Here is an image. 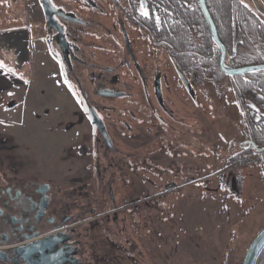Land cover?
Segmentation results:
<instances>
[{
	"label": "flooded vegetation",
	"instance_id": "af4514ba",
	"mask_svg": "<svg viewBox=\"0 0 264 264\" xmlns=\"http://www.w3.org/2000/svg\"><path fill=\"white\" fill-rule=\"evenodd\" d=\"M205 4L225 62L264 63L251 61L264 59V0ZM6 9L12 17H4ZM16 29H28L31 45L40 46L75 106L68 112L78 118L62 158L73 167L65 180L44 176L17 141L0 133V251L9 259L22 245L54 237L70 243L79 264H97L100 237L118 234L130 255L127 225L135 217L119 225L121 212L219 177V199L211 185L201 198L177 201L206 206L203 227L210 235L204 238L211 241L241 201L244 170L253 169L264 186V75L220 70V50L200 0H0V32ZM226 30L230 41L221 36ZM176 47L180 51L171 52ZM159 53L170 59L176 92L154 58ZM215 62L224 74V94L207 68ZM137 178L149 192L127 201ZM263 227L249 239H235L218 264H241ZM188 253L184 264H209ZM255 264H264V248Z\"/></svg>",
	"mask_w": 264,
	"mask_h": 264
},
{
	"label": "rangeland",
	"instance_id": "374dc122",
	"mask_svg": "<svg viewBox=\"0 0 264 264\" xmlns=\"http://www.w3.org/2000/svg\"><path fill=\"white\" fill-rule=\"evenodd\" d=\"M10 8H13L12 4ZM17 10V7L13 9L15 17ZM4 13V17H12L7 9ZM34 14L32 12L31 16ZM16 22L10 20L9 24ZM26 50L27 53L24 54L20 49L16 52V48L11 45L0 46V62L12 70L11 73L17 80V87L12 91L14 95L6 96L3 107L5 113H1L0 109V120H4L0 133L17 141L23 154L36 161L37 168L44 176L65 180L73 173V167L71 162L64 163L62 158L67 144L76 136L75 121L78 115L68 112L69 107L73 109L75 106L66 95V88L63 89L62 83H58L50 62L40 53V46L31 45L30 33ZM154 56L161 71L168 76L170 91L176 92L177 88L172 81L174 70L168 55L159 53ZM69 125L72 130L65 131ZM216 128L219 131L218 125ZM213 158V164L218 165L219 159L215 156ZM243 177L241 201L235 203L225 227L212 231L211 241L208 237L204 238V233L210 235L208 231L204 232L203 227L206 206L195 204L183 207L177 201L193 200L196 196L201 198L210 193L207 187L211 185L217 189L216 198L219 199V177L193 183L183 188L179 195L170 193L165 198L158 197L151 202L135 205L130 212L127 211L129 214L121 212L119 225L123 224L122 219L129 218L130 215L135 217L127 225L132 240V253L126 254L124 247L127 245L119 234L108 238L100 237V247L96 244L99 249L94 253L100 256L97 264H184L186 250L189 256L196 258L200 254L201 261L218 264L226 251L232 248L235 239L243 241L244 236L249 239L264 222V216H261L263 220L260 218V212L264 208V186L250 167L244 170ZM138 182L137 178L135 191L127 201L140 200L148 194L147 186ZM208 206L211 208L209 204ZM245 211L249 214L243 216ZM193 247L197 249V256ZM212 256L215 257L213 261Z\"/></svg>",
	"mask_w": 264,
	"mask_h": 264
},
{
	"label": "water",
	"instance_id": "95a60500",
	"mask_svg": "<svg viewBox=\"0 0 264 264\" xmlns=\"http://www.w3.org/2000/svg\"><path fill=\"white\" fill-rule=\"evenodd\" d=\"M200 2L204 15L210 26L212 40L218 45L220 50V70L230 76L257 72L264 73V63L232 67L225 62V47L219 39L216 26L207 10L205 0H200ZM28 34V29L0 32V46L11 45L16 48V52L20 49V51L25 54V52L27 53ZM100 127L102 128L101 121ZM69 248H72V246L67 240L57 241L54 237H48L18 247L15 251L14 257L11 259H9L4 252L0 251V261L4 263L8 262L9 264H79L78 260L74 257V255H76V250L72 249V252H69ZM263 248L264 227L248 244L241 264H255Z\"/></svg>",
	"mask_w": 264,
	"mask_h": 264
},
{
	"label": "crops",
	"instance_id": "0c3cea01",
	"mask_svg": "<svg viewBox=\"0 0 264 264\" xmlns=\"http://www.w3.org/2000/svg\"><path fill=\"white\" fill-rule=\"evenodd\" d=\"M3 66H4L3 69H0V107H1L0 109H1V113H5V111L3 112V109H4L3 107H5V103L7 99L6 96L10 94L14 95V92L12 91L17 87L16 77L11 72H8V67L6 65L3 64ZM3 121L4 120L0 122V126L2 125Z\"/></svg>",
	"mask_w": 264,
	"mask_h": 264
},
{
	"label": "trees",
	"instance_id": "16d2710c",
	"mask_svg": "<svg viewBox=\"0 0 264 264\" xmlns=\"http://www.w3.org/2000/svg\"><path fill=\"white\" fill-rule=\"evenodd\" d=\"M224 16V15H223ZM226 17H228V14L226 16H224V19H225V22H224V25H225V29H226ZM227 32L223 31L222 33L224 34H221V36L224 38L225 41H230L231 39V35L228 33V30H226ZM250 36H255L254 33H249ZM180 50L177 49V47L175 49H172L171 52H179ZM261 52H258L257 56L260 55ZM256 56V57H257ZM251 61L253 62H259V61H264V59H258L257 61L252 59ZM207 68L210 69L211 73H214L216 75V79H217V83H216V90L217 92H220L221 94H224L226 92V86L222 83V77H224V74L219 70L218 68V65H217V62H215L214 65H210V66H207ZM201 69H202V73H203V65H201ZM253 76L254 75H264V73H261V72H258V73H253L252 74ZM253 80H256V79H253Z\"/></svg>",
	"mask_w": 264,
	"mask_h": 264
},
{
	"label": "snow or ice",
	"instance_id": "6c2138e0",
	"mask_svg": "<svg viewBox=\"0 0 264 264\" xmlns=\"http://www.w3.org/2000/svg\"><path fill=\"white\" fill-rule=\"evenodd\" d=\"M144 14H145V15H147V13H146V12H145ZM3 67H4V66H3V64H2V63H0V69H3ZM11 71H12L11 69H8V72H11Z\"/></svg>",
	"mask_w": 264,
	"mask_h": 264
},
{
	"label": "built area",
	"instance_id": "2783aa9c",
	"mask_svg": "<svg viewBox=\"0 0 264 264\" xmlns=\"http://www.w3.org/2000/svg\"><path fill=\"white\" fill-rule=\"evenodd\" d=\"M0 264H5V263H2V262H1Z\"/></svg>",
	"mask_w": 264,
	"mask_h": 264
}]
</instances>
